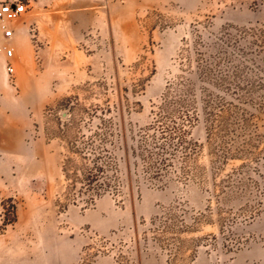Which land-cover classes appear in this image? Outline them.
<instances>
[{"label": "rangeland", "instance_id": "374dc122", "mask_svg": "<svg viewBox=\"0 0 264 264\" xmlns=\"http://www.w3.org/2000/svg\"><path fill=\"white\" fill-rule=\"evenodd\" d=\"M19 1L0 264H264V0Z\"/></svg>", "mask_w": 264, "mask_h": 264}, {"label": "built area", "instance_id": "2783aa9c", "mask_svg": "<svg viewBox=\"0 0 264 264\" xmlns=\"http://www.w3.org/2000/svg\"><path fill=\"white\" fill-rule=\"evenodd\" d=\"M25 11L26 5L19 0L0 4V37L4 41L0 45V52H2L4 57L5 72L10 76L14 73V67L11 63L14 57V50L7 42L14 38L15 32L8 26V23L20 18Z\"/></svg>", "mask_w": 264, "mask_h": 264}, {"label": "trees", "instance_id": "16d2710c", "mask_svg": "<svg viewBox=\"0 0 264 264\" xmlns=\"http://www.w3.org/2000/svg\"><path fill=\"white\" fill-rule=\"evenodd\" d=\"M71 152L74 151V147H70ZM90 150V154H94L92 152V149ZM92 152V153H91ZM99 157L95 158L94 155L90 156L88 158V163L85 164L81 168V172L79 174V177H77V172H73L72 176L75 178V180H80L83 185L86 186L88 191H92L93 193L90 195L91 197L88 198V201L93 200V194L97 195L100 192L106 191L109 188V183L107 182V175H106V169L108 167L107 161L102 162L101 164L98 163ZM66 164H71V160L68 158L66 159ZM67 172V170H64ZM66 177H68V174L66 173ZM12 214L14 215L15 207L12 206Z\"/></svg>", "mask_w": 264, "mask_h": 264}, {"label": "crops", "instance_id": "0c3cea01", "mask_svg": "<svg viewBox=\"0 0 264 264\" xmlns=\"http://www.w3.org/2000/svg\"><path fill=\"white\" fill-rule=\"evenodd\" d=\"M0 38H1V37H0ZM2 43H3V40L0 39V44H2ZM1 54H2V53H1ZM2 55H3V54H2Z\"/></svg>", "mask_w": 264, "mask_h": 264}]
</instances>
